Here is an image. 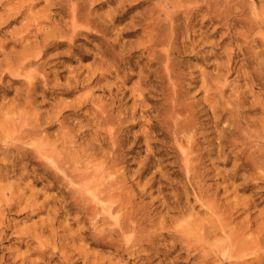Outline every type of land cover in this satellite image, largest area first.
<instances>
[{"label":"rangeland","instance_id":"rangeland-1","mask_svg":"<svg viewBox=\"0 0 264 264\" xmlns=\"http://www.w3.org/2000/svg\"><path fill=\"white\" fill-rule=\"evenodd\" d=\"M23 2L0 0V193L10 198L11 186L38 185L20 207L0 213V264H67L51 253L42 260L25 240L48 218L36 212L52 197L68 228L61 235L89 232L76 246L88 258L73 254L72 264H264V154H255L264 134V0H34L20 12ZM76 8L85 34L72 43ZM45 14L41 36L29 34L35 44L17 43L28 19ZM18 136L26 139L6 151ZM192 139L202 161L189 171L183 154ZM43 140L62 155L95 147L98 168L108 155L115 200L124 202L113 217L126 218L136 232L93 245L94 235L119 232V224L101 219L95 227L88 216L75 225L78 195L63 171L40 157ZM17 156L16 168L3 167ZM22 174L30 179L20 182ZM151 234L153 247L143 252L138 244ZM255 236L261 247L251 244ZM229 239L232 259L212 254Z\"/></svg>","mask_w":264,"mask_h":264},{"label":"bare ground","instance_id":"bare-ground-1","mask_svg":"<svg viewBox=\"0 0 264 264\" xmlns=\"http://www.w3.org/2000/svg\"><path fill=\"white\" fill-rule=\"evenodd\" d=\"M11 1V0H10ZM24 2L22 3L21 7L18 8L19 11L20 9H25V10H30L32 8L35 7L34 4V0H23ZM48 4H52L51 0H47ZM59 2V1H58ZM10 3V2H9ZM180 4V3H179ZM75 6V4H72ZM64 6V5H62ZM167 7V6H166ZM182 7V6H181ZM17 8V7H15ZM46 8H50V6H47ZM68 8V7H66ZM257 8V7H256ZM15 10V9H13ZM21 12V11H20ZM75 13H73V33L71 36V42L74 43L76 40H78L77 38L79 36H82L83 34H85V31L82 27V25H78L80 21H82V18H80L79 12H78V8L75 9L74 11ZM173 14V13H172ZM49 15V14H48ZM109 16V15H108ZM118 16V15H117ZM168 17V16H167ZM171 17V16H170ZM49 16H47L46 14L44 16H40V15H34L31 16L30 19H28V23L25 25V31L21 38H18L16 41L18 42H23L25 44L26 49L28 47H31L32 45H34V42H30L29 41V34H31V30H35L36 31V36L35 38H39L41 36V33L43 31V29L41 28L42 24L47 23L49 21ZM172 21V20H171ZM85 23L90 24V22L88 21H84ZM58 26H55V29ZM87 27V26H86ZM84 26V28H86ZM174 27V26H173ZM23 28V27H22ZM23 30V29H22ZM88 31V30H86ZM95 34V33H94ZM88 37H94L97 38L95 35L89 33ZM119 40V39H118ZM37 43V42H36ZM158 43V42H157ZM159 43H161V40H159ZM165 43V41H164ZM168 43V42H167ZM166 43V44H167ZM156 44V43H154ZM163 44V43H162ZM161 45V44H160ZM171 45V44H170ZM169 45V47H171ZM74 48L73 45L69 46V50L72 51ZM167 49V48H166ZM170 50V49H169ZM74 51V50H73ZM169 54H167V64H166V69L167 72H169L170 74H172V72L174 71L173 65H172V61L170 58V51H167ZM155 54V53H154ZM43 56V55H41ZM122 56V55H121ZM152 57V56H151ZM41 58V57H40ZM32 59V58H31ZM10 60V59H9ZM30 60V59H29ZM33 61V60H31ZM29 62V61H28ZM10 63V61H9ZM158 65H160V62H157ZM27 65L26 62H22V64L20 65V67L18 68L19 70H22L24 68V66ZM45 65L42 64L40 65L41 67ZM40 67V68H41ZM12 68V67H11ZM10 70V69H9ZM112 70V69H111ZM120 70V69H119ZM14 72V71H13ZM20 72V71H19ZM18 73V72H17ZM25 74V73H24ZM82 74V73H81ZM105 74V73H104ZM19 75V74H18ZM38 75V74H36ZM173 75V74H172ZM175 75V74H174ZM28 76V75H26ZM30 76V75H29ZM39 76V75H38ZM125 77V76H124ZM32 78L31 76L28 78L30 79ZM34 78V77H33ZM43 78V77H42ZM25 79V77H24ZM31 80V79H30ZM29 80V81H30ZM33 80V79H32ZM32 80L30 81V84L32 83ZM171 80H173V78L171 77ZM35 83V82H34ZM92 83V82H91ZM148 83V82H145ZM29 84V85H30ZM33 84V83H32ZM88 86V85H87ZM148 86V85H147ZM36 86H34L35 88ZM56 89V88H55ZM73 90V89H72ZM149 90V89H148ZM33 94V93H32ZM133 94V93H132ZM30 96V95H29ZM28 96V97H29ZM131 98V97H130ZM106 99V98H105ZM173 99V98H172ZM215 100V99H213ZM97 101V100H96ZM179 103V102H178ZM79 104V103H78ZM174 104V103H173ZM176 104V103H175ZM83 105V104H82ZM125 105V104H124ZM180 105V104H179ZM181 106V105H180ZM179 106V107H180ZM87 107V106H86ZM174 107V106H173ZM113 108V107H112ZM94 111V110H93ZM101 111V110H100ZM193 111V110H192ZM175 112V111H174ZM177 112V111H176ZM105 113V112H104ZM33 114V113H32ZM36 114V113H35ZM9 115V114H8ZM122 115V114H121ZM101 116V115H100ZM143 116V115H142ZM175 116V115H174ZM235 116V115H234ZM3 117V116H2ZM191 118V116H190ZM233 118V117H232ZM35 119V118H34ZM59 120V119H58ZM21 121V120H20ZM33 121V120H32ZM234 121V120H233ZM62 122V121H61ZM240 123V122H239ZM177 127L178 126V123ZM240 125V124H239ZM26 126V125H25ZM189 126V125H188ZM184 127V126H183ZM186 127V126H185ZM184 127V128H185ZM190 127V126H189ZM48 128V127H47ZM178 129V128H177ZM193 129V127L191 128V130ZM226 129V128H225ZM237 129V128H236ZM235 129V130H236ZM11 130V129H10ZM9 130V131H10ZM113 130V129H111ZM110 130V131H111ZM123 130V129H122ZM8 131V132H9ZM247 131V130H246ZM16 132V131H15ZM69 132V131H68ZM236 132V131H235ZM234 132V135L231 136L234 137L233 138V146L236 144L237 140H238V136H236V133ZM253 132V131H252ZM258 132V131H257ZM101 133V132H100ZM118 133V132H117ZM195 133V131H194ZM238 133V132H237ZM249 133V132H248ZM14 134V133H13ZM110 134V133H109ZM112 134V133H111ZM15 135V134H14ZM18 135V134H17ZM31 134H29L28 136L30 137ZM239 135V133H238ZM264 135V134H263ZM260 136L258 137V143L259 145L257 146L256 149V153L258 154H264V145H263V139L264 137ZM39 136V135H38ZM118 136V135H117ZM220 137V135H219ZM218 137V138H219ZM225 137V136H224ZM224 137H220L223 138ZM242 137V136H241ZM256 137V136H255ZM43 138V137H42ZM231 138V137H230ZM243 138V137H242ZM26 137H22V136H18V137H13L12 143L16 144V147H14V145L12 144V146L14 148H10V149H6V151L11 152V151H15L18 148L17 143L22 142L23 140H25ZM95 139V138H94ZM177 139V138H176ZM240 139V138H239ZM246 139V138H245ZM257 139V138H256ZM39 140V139H38ZM118 140V139H117ZM230 140V144L232 143L231 140L232 139H228ZM227 140V141H228ZM247 140V139H246ZM114 141V140H113ZM208 141V140H207ZM135 142V141H134ZM211 142V141H210ZM213 142V141H212ZM222 142V141H221ZM229 142V141H228ZM227 142V144H228ZM240 142H245V141H239ZM250 142V141H248ZM248 142H245L244 144H247ZM36 143V142H35ZM192 147L190 149L187 150L186 153H184L183 155H185V163L186 167L192 170V166L194 167V165L196 164V162L199 160L198 157H195L193 155L194 151H196V147L195 145V139H192ZM209 143V142H208ZM226 143V142H225ZM257 143V144H258ZM20 144V143H19ZM33 144V143H32ZM38 144V143H37ZM197 144V143H196ZM211 145V143H209ZM221 144V143H220ZM224 144V143H222ZM24 145V143H23ZM54 145V144H53ZM93 145V143L91 144ZM199 145V144H198ZM249 145V144H247ZM38 146V145H37ZM42 148L39 151V155L42 158V160H46L50 163V165L52 166V168L54 167V169H56V171H63V175H65V179L66 182L68 183V185L77 193V197L75 202L72 203V207L75 210V213L78 215L77 219L74 221L75 225H80L81 223H83L84 219H88V216H91V220L92 223L95 227H97V225L101 222V219L103 222H105L106 224L111 221V220H115L118 222L119 224V232H111L109 230L107 231H103L102 234L100 236L98 235H94L91 240L93 245H98L97 241L100 237H102L103 239H106L107 241V245H109V241H108V237L111 235H117L118 239L121 240L122 238H125V235L130 232V231H134L133 227H132V223H127V219L120 217L121 219L118 218H114V214L119 210L120 208L122 209V205L123 203L121 201H116L115 196H114V189H113V183H112V177H111V173L109 172L110 167L109 165L112 162V159L110 157H108V155H103L102 159H104L103 161H101V165L102 167L98 168V164L97 161L99 160L97 158V154L96 153V148L94 147V149H92L90 151V145L89 147V151L87 149V151L83 150L82 152H77L75 155H72V153L70 155H62V154H58L56 151V147H52V145H46L45 141L43 140L42 142ZM97 146V145H96ZM220 146V145H219ZM58 147V146H57ZM227 147V146H226ZM235 147V146H234ZM34 148V147H33ZM92 148V146H91ZM221 149L223 147H220ZM219 148V149H220ZM236 148V147H235ZM245 148V145H244ZM20 149V148H19ZM36 149V148H35ZM186 149V148H185ZM247 150V147L245 148ZM32 150V149H31ZM234 150V149H233ZM34 151V150H33ZM103 151V150H102ZM184 151V150H183ZM199 151V150H197ZM224 152V149L222 150ZM220 151L221 154H223V152ZM23 152V151H22ZM185 152V151H184ZM244 152V151H243ZM246 152V151H245ZM244 152V153H245ZM37 153V152H35ZM219 153V152H218ZM231 153V152H230ZM25 154V153H23ZM254 154V155H255ZM250 155V154H249ZM253 155V153H252ZM27 156V154L25 155ZM194 156L195 160H194ZM219 156H222L219 154ZM243 157V156H242ZM256 157V156H255ZM258 157V156H257ZM196 158L198 159L196 161ZM250 158H252L250 156ZM254 158V156H253ZM263 158V156H262ZM22 159V157H21ZM202 159V158H201ZM223 159V158H222ZM257 159V158H256ZM259 159V158H258ZM264 159V158H263ZM253 160V159H252ZM21 160L14 157L13 160L10 162L9 159L8 161L5 159L4 160V165L3 167L5 169H8L9 167H13L16 168L18 163ZM196 161V162H195ZM202 161V160H201ZM201 161L199 160L198 163L201 164ZM258 162V160H256ZM255 161V162H256ZM195 162V163H194ZM259 162H261V160H259ZM6 164V165H5ZM49 165V164H48ZM256 165V164H255ZM246 166V165H245ZM198 167V166H197ZM236 167V166H235ZM258 167V165H257ZM263 167V164H260V168ZM238 168V167H237ZM27 166L24 165L22 167V170H26ZM108 169V170H107ZM264 169V168H263ZM196 171V169H195ZM208 171V170H207ZM27 173V171H24ZM62 173V172H61ZM65 173V174H64ZM118 174V173H117ZM1 177L3 178H8L9 175L4 174L1 175ZM30 179V174H22L20 176L19 181L23 182L26 180ZM33 185H38V182L31 180L29 181V184L27 185L26 189L27 191H19V186L20 185H15V186H11L9 187V189H7L9 191V195L10 198H7V193L4 191H2L0 193V213H5L6 211H11L12 209H16L18 207H20L21 204H23L24 200L26 199V195L32 190L30 189V187H32ZM201 186V185H200ZM70 188V189H71ZM120 188V187H119ZM24 189V190H26ZM5 190V189H4ZM35 191V190H34ZM127 193V192H126ZM74 194V193H72ZM123 195V194H122ZM126 195V194H125ZM38 197V194H33V196L29 199H27V207L26 209H29V207L31 206L30 203L33 201L32 199ZM56 197H52V201L50 199H45L44 202L42 203V205H38V210L36 213L41 214V213H47L48 214V218L47 219H43L40 220L39 222L36 223L35 227L29 231V233H27V238L25 240H27L26 244L30 245L31 244H36V253L42 258H43L48 254L51 253L52 256L59 258V260L61 259L62 262H66L67 264H72L71 261L73 262V257L72 255L74 254H79V255H87L86 257L88 258V253L86 252V250L83 248V246L81 247H76L78 246V244H80L81 242H86L88 241V236L87 234L89 233L88 230L85 227L79 228L75 231H71V229L69 228V233L67 235H61V231L62 229H66L64 227V225L59 221V212L60 209L57 206V203L54 201ZM26 201V200H25ZM37 205H33L32 207H36ZM129 208V207H128ZM25 209V210H26ZM66 210V209H65ZM69 211V210H67ZM214 214V213H213ZM121 215V214H120ZM215 217V216H214ZM140 220V219H139ZM143 222V221H142ZM114 223V221H113ZM1 224V222H0ZM110 225V224H109ZM108 225V226H109ZM225 227V226H224ZM72 228V227H71ZM93 228V227H92ZM68 229V228H67ZM207 231V230H206ZM226 231V229L224 230ZM136 232V231H134ZM139 232V231H138ZM264 235V234H263ZM2 236V235H1ZM0 236V238H1ZM156 236V235H155ZM258 236V235H257ZM259 236L262 237V234L260 232ZM230 237V236H229ZM142 238V237H141ZM255 237H253L254 240ZM129 239V238H128ZM230 240V239H229ZM227 240V241H229ZM263 240V239H262ZM95 241V242H94ZM153 241H155V238L152 237V234L150 235V237L145 238V240H141L140 243L138 244L139 249H142V251L144 252V250H148L151 247H153ZM251 241V240H248ZM246 244H249L250 243ZM114 242V241H113ZM245 242V241H243ZM254 242V243H253ZM251 244H256L255 247H261V239L258 237V239L256 238V240H254ZM125 243V242H124ZM233 242H228L225 245H218L217 248H214L215 250L212 251V254L215 251V254L217 253L218 256H223L220 257L221 259L226 260L225 258H231L233 256H231L229 253H227L226 248L232 247ZM112 244V243H111ZM235 244V243H234ZM22 245V244H21ZM92 245V244H91ZM244 246V245H243ZM247 247H249L247 245ZM245 247V248H247ZM253 247V246H252ZM263 247V245H262ZM255 248V249H256ZM231 249V248H230ZM229 250V249H228ZM236 250V249H235ZM258 250V249H257ZM256 250V251H257ZM261 250V248H260ZM260 250L258 251L260 253ZM149 251V250H148ZM232 252V251H231ZM236 252V251H235ZM255 252V251H253ZM264 252V251H263ZM234 254V252H232ZM238 253V252H237ZM209 254V253H208ZM211 254V255H212ZM73 255V256H74ZM214 255V254H213ZM262 255V253H261ZM210 256V255H208ZM216 256V255H215ZM212 256V257H215ZM237 257V255H235ZM260 256V254H259ZM264 256V255H262ZM80 257V256H79ZM82 257V256H81ZM204 257V256H202ZM207 257V256H206ZM18 258V257H17ZM46 258V257H45ZM210 258V257H208ZM219 258V257H218ZM238 258V257H237ZM257 258V257H256ZM261 259V257H259ZM73 259V260H72ZM86 259V258H85ZM207 260V259H206ZM229 261V260H228ZM204 262V261H202ZM226 262V261H225ZM207 263V262H206ZM224 263V262H223ZM227 263V262H226ZM74 264V263H73ZM96 264V263H95Z\"/></svg>","mask_w":264,"mask_h":264}]
</instances>
